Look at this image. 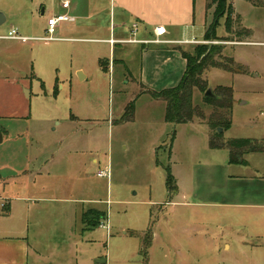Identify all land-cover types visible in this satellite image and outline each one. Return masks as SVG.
Masks as SVG:
<instances>
[{
  "label": "rangeland",
  "instance_id": "rangeland-1",
  "mask_svg": "<svg viewBox=\"0 0 264 264\" xmlns=\"http://www.w3.org/2000/svg\"><path fill=\"white\" fill-rule=\"evenodd\" d=\"M32 1L16 0V12H25L16 16V24L24 29L32 23L26 13L35 9ZM40 2L48 5L51 0ZM14 3L0 0V12H11ZM250 7L246 2L238 5L248 12V25L254 24ZM260 13L264 18V9ZM44 35V31L38 33ZM55 36L59 39L32 41L27 53L32 67L24 80L16 85L0 83V133L4 135L0 141V193L50 196L34 207L43 211L40 219L52 229L43 230L41 233L47 234L42 238L54 248L76 240L78 257L85 264H95L97 256L107 255L111 264H197L187 252L191 248L187 239L205 240L206 234L200 231L191 237L190 232H184L197 227L188 220L187 208L173 203L175 193L170 195L168 190L167 168L170 166L174 175V170L186 172L193 162L204 160L212 150L208 124L175 125L165 120L166 103L144 92L146 87L140 82L141 46L131 53L127 67L105 70L101 59L109 58L108 45L60 39L78 35L59 28ZM218 36V40L201 44L223 45L225 55L248 68L245 74L216 68L207 73L211 88H234L233 124L225 136L259 137L264 120V52L263 59L258 60L254 46L226 51L239 41L225 32V18L220 21ZM247 38L253 39L251 35ZM194 47L184 45L183 50L192 52ZM240 54L245 62L236 57ZM80 70L87 78H81ZM203 96L196 89L194 104L209 115L212 108L203 102ZM131 102L135 103L134 120L124 121ZM100 170L109 171V176H98ZM82 198L84 203L75 201ZM20 205L24 202L16 199L17 214ZM81 208L104 211L106 216L100 222L106 227L98 224L82 230L81 214L77 213ZM31 215L33 219L35 213ZM177 221L178 233L173 228ZM155 233L161 241L178 238L183 254L177 258L171 244L161 242L150 251ZM148 235L149 255L143 252ZM220 248L223 254L225 248Z\"/></svg>",
  "mask_w": 264,
  "mask_h": 264
},
{
  "label": "crops",
  "instance_id": "crops-1",
  "mask_svg": "<svg viewBox=\"0 0 264 264\" xmlns=\"http://www.w3.org/2000/svg\"><path fill=\"white\" fill-rule=\"evenodd\" d=\"M68 1L69 4L64 6L65 0H51L48 5L34 3L33 0L35 9L26 12L29 22H32L27 29L16 24V16L25 14L23 9L16 12V0L11 12H0L3 18L0 23V83L16 85V82L24 80V74L32 67L27 53L33 39L58 40L59 37L55 35L59 28L78 35L60 39L108 45L109 58L101 59L105 70L115 69L117 65L127 67L132 59L131 53L141 46L142 85L157 91L174 87L181 81L186 69V59L182 55L184 45L202 43L214 15V9L207 11L209 0ZM240 2L251 4L254 24H246L248 12L238 8ZM232 4L235 17H240L242 26L251 30L253 39L245 38L234 46L226 47V51L239 46H254L257 59L262 60L264 18L260 10L264 6H255L247 0H233ZM60 14L67 15L69 20L59 23L55 34L49 38L48 20ZM134 24H138L137 28H134ZM157 27L163 30L159 35L155 32ZM12 29L30 40L22 42L10 37ZM40 31H44L45 35L38 36ZM236 57L242 62L246 61L242 54ZM79 74L81 78H87L83 70ZM24 90L29 93L26 88ZM260 131L259 137L255 138H264V120ZM226 150L212 149L204 160L193 162L186 172L174 170L178 190L173 203L176 206L180 203L187 208L185 212L190 216L188 220L197 227L184 232H190L191 237L201 232L203 236L206 234L205 240L187 239L191 245L187 252L197 264H264V151L246 154L247 164L240 165L230 163L229 151ZM93 161L97 162L96 159ZM178 197L182 202H178ZM16 199L24 202L18 214ZM50 199L47 194L16 196L15 193H0V264H85L83 258L78 257L76 240L70 244H59L60 248L56 247L57 244L54 248L52 243L42 238L47 234L41 233L43 230L52 229L40 219L43 211L34 207L37 202ZM76 200L77 203L85 201L83 198ZM87 210L81 208L77 211L78 215L81 214L84 231L93 227L83 222ZM32 212L35 213L33 219ZM173 212L178 214V209ZM176 223L173 228L178 233V221ZM98 224L106 227L101 222ZM159 238L158 233H155L150 251L155 250V246L161 242L164 246L171 244L177 258L178 254H183L178 238H173L172 242ZM61 246L66 249L61 250ZM220 247L225 248L223 254ZM111 263L110 255L97 256L95 261V264Z\"/></svg>",
  "mask_w": 264,
  "mask_h": 264
},
{
  "label": "trees",
  "instance_id": "trees-1",
  "mask_svg": "<svg viewBox=\"0 0 264 264\" xmlns=\"http://www.w3.org/2000/svg\"><path fill=\"white\" fill-rule=\"evenodd\" d=\"M233 0H210L208 9L215 7L213 20L206 29L204 40H218V27L220 21L225 18V31L241 41L251 35V30L242 26L241 18L235 17ZM255 6H264V0H247ZM234 40V39H233ZM223 45L198 44L192 52L182 50L186 59V69L181 81L174 87L162 90L146 88L144 92L150 93L155 99L166 103L165 120L178 124H191L197 121L206 122L210 128L209 147L211 149H227L230 163L246 165V154L264 151V138H227L225 132L233 124V106L235 103L234 88L232 86L218 85L209 92L210 84L207 73L213 69H220L229 73L248 72L246 65L238 62L235 57L225 55ZM102 67L104 63L102 61ZM198 89L204 94L203 102L212 108L207 115L200 105L194 104V92ZM135 103L127 106L124 121L134 120ZM222 129V131H219ZM175 140V132L172 134V144ZM171 144V146H172ZM167 186L170 195L178 190V184L172 173L171 167L167 168ZM106 216V213L97 209H89L83 215V222L87 226H95ZM150 235L145 237L143 252L148 253Z\"/></svg>",
  "mask_w": 264,
  "mask_h": 264
},
{
  "label": "built area",
  "instance_id": "built-area-1",
  "mask_svg": "<svg viewBox=\"0 0 264 264\" xmlns=\"http://www.w3.org/2000/svg\"><path fill=\"white\" fill-rule=\"evenodd\" d=\"M68 4H69V1L65 0L64 6H67ZM68 20H69V17L67 15H64V14L55 15L52 18H50L48 20V25H49L48 32L50 34L49 38L53 37V35L55 34L59 23L64 22V21H68ZM137 26H138V24H134V28H137ZM162 31L163 30H162L161 27H157L155 29V32H156L157 35L161 34ZM9 36L14 38V39H16V40H20L22 42H27V41L30 40V39H28L26 37L21 36L16 29H12L11 32L9 33ZM38 39L39 38H36V39H33V40H38ZM98 176L108 177L109 176V171L101 170V171L98 172Z\"/></svg>",
  "mask_w": 264,
  "mask_h": 264
},
{
  "label": "water",
  "instance_id": "water-1",
  "mask_svg": "<svg viewBox=\"0 0 264 264\" xmlns=\"http://www.w3.org/2000/svg\"><path fill=\"white\" fill-rule=\"evenodd\" d=\"M3 21L2 13H0V23ZM212 91V88L209 89V92ZM219 131H222V129H219ZM0 141H2V134L0 133Z\"/></svg>",
  "mask_w": 264,
  "mask_h": 264
}]
</instances>
